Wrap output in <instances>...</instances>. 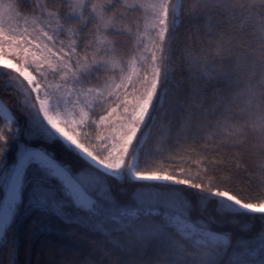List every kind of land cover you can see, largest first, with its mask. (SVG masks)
I'll return each mask as SVG.
<instances>
[{"label":"snow or ice","instance_id":"6c2138e0","mask_svg":"<svg viewBox=\"0 0 264 264\" xmlns=\"http://www.w3.org/2000/svg\"><path fill=\"white\" fill-rule=\"evenodd\" d=\"M65 7L63 17L59 6L50 11L47 4L38 5L31 16H19L15 4H0V71L12 74L9 82L23 97L29 120L27 137L59 145L76 156L87 166L89 184L97 191L109 179L163 187L149 203H136V211L113 205L109 222L95 223L92 228L104 234L113 251L151 249L154 264H221L225 256L227 264H264V239L257 248L239 241L229 254L227 235H217L206 225L193 227L171 211L186 207L185 190L214 199L221 213L264 216V201L245 202L230 190L193 179L183 168L179 174L170 173L147 154L143 160L140 155L166 100L169 124L187 111L179 99L169 98L166 87L174 71V33L185 10L194 20L203 19L204 37L209 46L215 45L211 54L208 48H201L200 54L186 53L193 82L190 103L199 99L203 107L208 83L222 82L224 87L213 93L212 110L223 109L215 132L232 143L252 137L264 149V0H69ZM140 10L142 28L138 19L129 22ZM89 22L91 27L84 32ZM246 30L255 47L238 44L242 51H226L225 45L236 39L233 33ZM125 34L136 45V54L126 65L120 52ZM80 40L83 43L78 47ZM225 57L230 63H224ZM233 104L238 110L235 114ZM9 112L0 102V115L6 120L0 127V165L8 146L20 135ZM31 166L58 178L71 189L78 206L92 210L83 175L74 179L51 152L19 144L14 165L0 168V180L6 185L0 232L18 206L25 172ZM33 206L62 215L60 206L40 192L34 193Z\"/></svg>","mask_w":264,"mask_h":264},{"label":"trees","instance_id":"16d2710c","mask_svg":"<svg viewBox=\"0 0 264 264\" xmlns=\"http://www.w3.org/2000/svg\"><path fill=\"white\" fill-rule=\"evenodd\" d=\"M68 2L69 0H0V4H15L19 16H31L38 5L47 4L50 11L59 6V14L63 17ZM87 12L86 8L85 14ZM137 19L142 28V10L131 16L129 22ZM90 27L89 22L84 25L83 31L86 32ZM248 30L254 32L255 28L250 27ZM248 30L242 34L233 33L236 39L225 45V50L242 51L238 44L255 47V40L247 34ZM174 37L171 53L174 71L166 87L169 89V98L173 101L179 99L187 111L182 116H176L169 124L170 109L166 100L160 121L147 135L140 153L141 159L147 154L158 167L170 173L179 174V170L183 168L184 174L193 179L202 181L205 185L211 183L221 190H230L245 202L264 201V149L252 137L242 143H232L230 139L215 132L216 121L223 119V109L212 110L213 93L216 89L223 88V83L216 80L208 83L203 107L200 106L199 99L195 104L190 103L193 82L189 77L186 53L191 51L200 54L201 48H208L211 54L215 49V45L209 46L204 37L203 19L194 20L185 10L178 17ZM82 43L80 40L78 47ZM135 48L134 38L123 35L120 52L125 65L136 54ZM224 63H230L227 57ZM115 71L118 73V69ZM11 75L0 71V101L10 110L14 127L20 130V135L17 141L8 146L0 168L7 170L14 165L19 144L44 148L53 154L58 163L69 169L74 179L84 176L83 183L87 189L85 193L93 200L94 206L89 211L73 203L65 195L64 186L58 178L49 177L37 166H31L26 170L22 202L0 242V264H86L87 261L91 264H154L156 258L151 249H145L142 253L113 251V246L104 234L94 230L92 225L99 222L107 224L114 211L113 205L121 210L136 211V203L140 200L145 204L149 203L153 194L163 191V187L155 183L109 179L105 187L97 191L95 185L89 184L87 166L76 156L59 145L27 137V111L22 104V95L9 82ZM232 107L235 114L238 110L235 104ZM5 123L6 120L0 116V127ZM162 132L167 135L162 136ZM5 186V182L0 180V206L5 197ZM43 187L58 194L62 215L36 208L30 202L32 192ZM183 195L186 207H173L171 211L180 214L195 227L206 225L217 235H227L229 254L239 241H246L257 248L261 239H264V216L261 214L221 213L214 199H202L196 190H185ZM221 264H227V256Z\"/></svg>","mask_w":264,"mask_h":264},{"label":"rangeland","instance_id":"374dc122","mask_svg":"<svg viewBox=\"0 0 264 264\" xmlns=\"http://www.w3.org/2000/svg\"><path fill=\"white\" fill-rule=\"evenodd\" d=\"M0 102H1V101H0ZM8 114L11 115L10 112H9ZM0 116H2V117L5 119V116H4V115H0ZM25 174H26V172H25ZM24 180H25V176H24ZM60 182H61V181H60ZM61 183H62V182H61ZM62 184H63V183H62ZM63 186H64V193H65V195H66L67 197L71 198V200H72L73 203L77 204L75 198H74L73 195H72L71 189L65 187L64 184H63ZM23 191H24V181H23V186H22V188H21V194H20V200L18 201V206H19L20 203L22 202V194H23ZM36 192H40V193H42L43 195H45V196H47V197L53 199L57 204H59V199H58L59 196H58V194H57L56 192H54V190H52V189H50V188H45V187H43V188H38V189H36L35 191H33V192H32L33 194L30 196V199H29L30 202L33 203L34 193H36ZM85 195H86V193H85ZM86 196H87V195H86ZM55 197H56V200H55ZM4 201H5V197H4V199H3L2 203H1L0 211H1V209H2V206H3V204H4ZM18 206H17V207H18ZM17 207L15 208V210H14V212H13V214H12L11 220H12V218H13V215H14V213H15ZM92 210H93V208H92ZM175 214H176V213H175ZM176 218L184 219L180 214H176ZM11 220L9 221L8 225L3 229V231L0 232V242L2 241V239H3V237H4V233H5L6 229H7V227L9 226ZM186 222H187V221H186ZM187 223H189V222H187ZM190 224H191V223H190ZM191 225H192L193 227H195L193 224H191Z\"/></svg>","mask_w":264,"mask_h":264},{"label":"bare ground","instance_id":"6f19581e","mask_svg":"<svg viewBox=\"0 0 264 264\" xmlns=\"http://www.w3.org/2000/svg\"><path fill=\"white\" fill-rule=\"evenodd\" d=\"M6 211V201H4V204L2 206V209L0 211V214H3Z\"/></svg>","mask_w":264,"mask_h":264}]
</instances>
